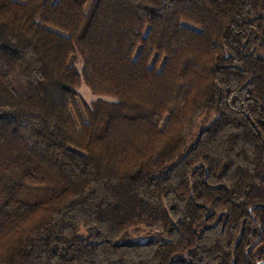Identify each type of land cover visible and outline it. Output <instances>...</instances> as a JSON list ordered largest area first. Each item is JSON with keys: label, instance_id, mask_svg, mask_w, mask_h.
I'll return each mask as SVG.
<instances>
[{"label": "trees", "instance_id": "1", "mask_svg": "<svg viewBox=\"0 0 264 264\" xmlns=\"http://www.w3.org/2000/svg\"><path fill=\"white\" fill-rule=\"evenodd\" d=\"M263 260L264 0H0V264Z\"/></svg>", "mask_w": 264, "mask_h": 264}, {"label": "rangeland", "instance_id": "2", "mask_svg": "<svg viewBox=\"0 0 264 264\" xmlns=\"http://www.w3.org/2000/svg\"><path fill=\"white\" fill-rule=\"evenodd\" d=\"M75 59H76L75 61L76 68L80 70L82 68L83 62L79 58V56ZM79 83L80 84L77 87V91L88 105H90L92 102H94L97 99H104V100H109V101L114 100L113 98L95 94L91 90V88L86 83H84V80H81V82ZM215 118H216V114H213V113L204 114V116H202L195 130V134L193 138H191L189 141L188 147H191L195 143L196 138L198 137L199 131L203 128H206V126L210 125V123H212L215 120ZM80 230H81L79 233L80 236L86 237L87 231L84 230V228ZM129 239L130 240H143V241L151 240L152 243L159 242V241H165V242L169 241V238H167L166 236H163L160 233L155 232L149 229L148 227H145V225L143 224H138V225H135L134 227L133 226L129 227L126 234L122 237L120 241L127 242V241H130Z\"/></svg>", "mask_w": 264, "mask_h": 264}, {"label": "water", "instance_id": "3", "mask_svg": "<svg viewBox=\"0 0 264 264\" xmlns=\"http://www.w3.org/2000/svg\"><path fill=\"white\" fill-rule=\"evenodd\" d=\"M258 264H264V260L263 261H260Z\"/></svg>", "mask_w": 264, "mask_h": 264}]
</instances>
